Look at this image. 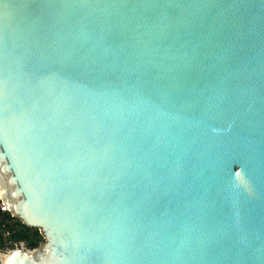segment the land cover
Returning a JSON list of instances; mask_svg holds the SVG:
<instances>
[{"label": "water", "instance_id": "water-1", "mask_svg": "<svg viewBox=\"0 0 264 264\" xmlns=\"http://www.w3.org/2000/svg\"><path fill=\"white\" fill-rule=\"evenodd\" d=\"M0 264H264V0H0Z\"/></svg>", "mask_w": 264, "mask_h": 264}, {"label": "trees", "instance_id": "trees-1", "mask_svg": "<svg viewBox=\"0 0 264 264\" xmlns=\"http://www.w3.org/2000/svg\"><path fill=\"white\" fill-rule=\"evenodd\" d=\"M17 219L14 217L9 211H2L0 209V228L4 224H8L11 229V239L13 243L19 241H26L28 245L35 246L42 240V235L37 228H33L25 225L19 219L18 221H14ZM2 235L0 234V240ZM11 243V245L13 244Z\"/></svg>", "mask_w": 264, "mask_h": 264}, {"label": "built area", "instance_id": "built-area-1", "mask_svg": "<svg viewBox=\"0 0 264 264\" xmlns=\"http://www.w3.org/2000/svg\"><path fill=\"white\" fill-rule=\"evenodd\" d=\"M0 209L2 211H8V208L2 198V195L0 194ZM0 234L4 237L11 235V229L10 226L6 223L0 228Z\"/></svg>", "mask_w": 264, "mask_h": 264}, {"label": "rangeland", "instance_id": "rangeland-1", "mask_svg": "<svg viewBox=\"0 0 264 264\" xmlns=\"http://www.w3.org/2000/svg\"><path fill=\"white\" fill-rule=\"evenodd\" d=\"M14 221H18V219H15ZM42 240H43V238H42ZM11 243H13L11 236H6V237L2 236L1 240H0V251H2L6 246H10ZM13 244H15V243H13Z\"/></svg>", "mask_w": 264, "mask_h": 264}]
</instances>
